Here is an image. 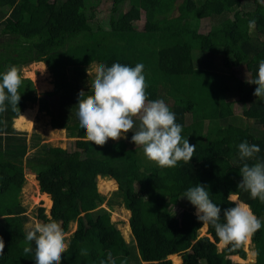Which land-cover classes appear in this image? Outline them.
<instances>
[{"label": "trees", "instance_id": "1", "mask_svg": "<svg viewBox=\"0 0 264 264\" xmlns=\"http://www.w3.org/2000/svg\"><path fill=\"white\" fill-rule=\"evenodd\" d=\"M107 1L110 16L103 28L91 24L100 0H0V74L10 66L43 61L54 78L55 88L47 93L52 96L70 86L68 67L142 63L148 99L168 97L181 135L196 145L195 153L189 163L162 168L144 155L142 146L125 139L103 146L87 141L77 116L78 91L68 113L51 120L74 138L71 149L47 146L24 160L25 137L13 127V118L37 97L31 80L22 77L15 110L6 101L0 112V264H35V243L25 239L28 217L20 198L25 170L35 174L40 192L52 202L49 214L38 208V220L54 219L64 232L76 222L61 264H101L109 253L115 264H173L171 254L181 256L179 264H264V203L237 187L244 162H264V100L253 95L256 85L247 82L256 78L264 60V2L252 0L255 6L248 8L249 0ZM142 14L144 23L137 29ZM203 18L210 26L200 32ZM237 67L247 75H235ZM83 91L92 94L91 87ZM231 95L242 106L243 123L233 113ZM41 101L51 112L47 99ZM196 108L198 118L186 123ZM244 141L260 151L241 161L237 146ZM98 176L117 183L121 204L130 210V229L138 236L136 252L110 212L98 208L103 200ZM195 184L206 185L222 211L234 206L229 200L236 196L261 220L262 227L251 236L253 262L231 259H245L244 242L218 249L212 226L199 234L203 224L182 197ZM180 200L187 207L175 214L172 206ZM26 246L32 251L25 253ZM83 249L87 255H81Z\"/></svg>", "mask_w": 264, "mask_h": 264}, {"label": "clouds", "instance_id": "2", "mask_svg": "<svg viewBox=\"0 0 264 264\" xmlns=\"http://www.w3.org/2000/svg\"><path fill=\"white\" fill-rule=\"evenodd\" d=\"M249 24L254 25L255 21H249ZM247 82L256 85L253 95L264 100V60L259 62L256 78ZM21 84L22 75L16 66H10L0 74V112L6 110V101L15 110L20 100L18 89ZM146 87L142 63L134 67L121 63L96 65L92 94L85 95L81 90L77 103L79 124L87 141L103 146L109 139L126 138L125 134L136 126L134 117H138L139 125L135 132L132 131L131 141L142 146L149 160L162 168H174L180 161L189 163L196 145L181 135L182 126L176 123L175 113L163 100L148 99ZM237 147L241 161L253 158L260 151L258 145L247 141ZM239 171L241 179L237 187L247 191L252 199L264 203V162L251 165L244 162ZM182 197L195 207L197 219L202 224L215 229L221 245L239 246L262 227L251 207L236 196L229 200L234 206L223 211L210 199L206 185L195 184ZM25 239L29 245L35 243V264H61L62 253L68 250L61 224L51 218L48 222L38 221L30 225ZM3 249L4 242L0 239V254H3ZM31 251L30 246L24 248L25 253ZM87 254L86 249L81 250V255ZM101 264H115L111 253Z\"/></svg>", "mask_w": 264, "mask_h": 264}, {"label": "rangeland", "instance_id": "3", "mask_svg": "<svg viewBox=\"0 0 264 264\" xmlns=\"http://www.w3.org/2000/svg\"><path fill=\"white\" fill-rule=\"evenodd\" d=\"M199 3L201 0H196ZM264 2V0H259ZM246 5V4H245ZM248 8H252L255 4L252 0L247 2ZM128 3L124 5V8L127 9ZM95 17L91 24L94 27H103L108 28V20L110 16V3L107 0H100L99 4L96 6ZM144 23V17H142L135 22V28H142ZM209 20L203 18L200 21L199 31H206L209 28ZM253 30V27L251 28ZM198 56V55H197ZM203 59V57L201 56ZM209 56H205L204 60L207 62ZM215 63L218 64L217 60ZM41 64V65H40ZM40 65V67L38 66ZM97 64H92L84 69H76L73 67H68L66 69V74L70 86L67 89L59 90L54 95H47L48 92L54 90V78L51 72L48 70L47 65L43 61L31 62L27 65L21 66L20 73L23 78H29L33 84L34 92L37 99L34 102H27L22 111L18 114L17 117L13 118V127L17 132L25 137L26 141V153L25 158L32 156L38 152H41L47 146H59L61 148L71 149L72 140L74 138L68 136V132L65 128L54 127L51 124V120L54 116H62L68 113L69 106L72 105V98L76 95L78 91L87 89L91 87V83L94 79V68ZM88 72L90 75H88ZM232 72L237 76H246L245 72L241 67L233 68ZM46 82V83H45ZM45 83V84H44ZM44 85V86H43ZM43 86V87H42ZM41 98H45L48 101V109L51 112H48L42 104ZM158 99L163 100L169 106V99L167 96H161ZM228 100H231V108L234 115L238 116V122L243 123V118L241 117L242 106L237 103L234 96H229ZM32 112L31 115L27 114ZM21 118H20V117ZM28 116V117H27ZM199 116V110L196 108L190 114L186 115L185 122L189 123L191 120L197 119ZM24 117V118H23ZM18 119V120H17ZM17 120V121H16ZM136 121V126L132 129L133 132L137 130L139 125V118L134 117ZM28 124V125H27ZM21 125V126H20ZM17 126V127H16ZM132 131H129L125 134V139L129 144L134 143L131 141ZM120 140V139H119ZM117 141V140H115ZM112 139H109L107 142H115ZM107 177L97 178V190L103 196V200L98 208H104L110 212V219L116 224L117 228L120 230L124 240L128 245L133 249L134 252L135 246L137 244L138 236L133 233L129 226V215L130 210L126 209L121 204V199L117 195V183L115 180H111ZM106 185V186H105ZM135 186H138V182L135 183ZM20 198L22 204L26 208V215L28 220L26 222V228L29 229L30 225H34L36 222H40L37 218L38 208H43L46 214H49L51 207V199L48 194L42 193L39 190L38 181L34 173L25 170V182L20 191ZM187 204L185 201H177L176 204L172 206V210L175 214H178L183 208H186ZM194 213L196 214V209L194 208ZM76 228V222L73 221L67 232H64L66 243H68L70 234ZM206 233V225L203 224L199 234L204 235ZM220 245V246H219ZM218 249H221L224 245H221L220 241L217 244ZM243 248L246 252L245 259L240 258L237 255L231 256V259L236 262H253L255 260V251L254 246L251 243V237L244 241ZM168 258L171 259L173 264H179L181 262V256L179 254H174V256Z\"/></svg>", "mask_w": 264, "mask_h": 264}, {"label": "bare ground", "instance_id": "4", "mask_svg": "<svg viewBox=\"0 0 264 264\" xmlns=\"http://www.w3.org/2000/svg\"><path fill=\"white\" fill-rule=\"evenodd\" d=\"M40 65H41V64H40ZM40 65H38V66L40 67ZM45 83H46V82H45ZM45 83H44V84H45ZM43 86H44V85H43ZM43 86H42V87H43ZM27 114H29V112H28ZM31 114H32V112H30L29 115H31ZM19 117H20V116H19ZM27 117H28V116H27ZM20 118H21V117H20ZM23 118H24V117H23ZM17 120H18V119H17ZM17 120H16V121H17ZM27 125H28V124H27ZM20 126H21V125H20ZM16 127H17V126H16ZM104 178H105V177H104ZM111 180H112V179H111ZM111 180H108V181H111ZM105 186H106V185H105ZM43 194H44V193H43ZM246 241H247V240H246ZM219 246H220V245H219ZM172 256H174V254H171V255H170V257H172Z\"/></svg>", "mask_w": 264, "mask_h": 264}]
</instances>
